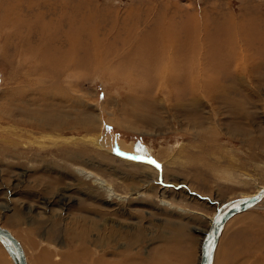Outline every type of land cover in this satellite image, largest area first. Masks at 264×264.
Wrapping results in <instances>:
<instances>
[{
	"label": "rangeland",
	"instance_id": "obj_1",
	"mask_svg": "<svg viewBox=\"0 0 264 264\" xmlns=\"http://www.w3.org/2000/svg\"><path fill=\"white\" fill-rule=\"evenodd\" d=\"M142 38L155 59L136 54ZM53 41L74 47L59 66L43 60ZM263 186L264 0H0V226L30 264L41 249L94 264L72 254L94 250L83 205L144 226L134 249L144 256L183 223L178 246L198 264L215 209ZM215 248L213 264H264V197L228 220Z\"/></svg>",
	"mask_w": 264,
	"mask_h": 264
},
{
	"label": "bare ground",
	"instance_id": "obj_2",
	"mask_svg": "<svg viewBox=\"0 0 264 264\" xmlns=\"http://www.w3.org/2000/svg\"><path fill=\"white\" fill-rule=\"evenodd\" d=\"M37 6V5H36ZM76 8V7H75ZM74 9V8H73ZM65 12V11H64ZM72 12V11H71ZM77 12V11H76ZM66 14V13H65ZM68 14V13H67ZM66 14V15H67ZM80 14V13H79ZM68 16V15H67ZM66 16V17H67ZM65 17V16H64ZM40 18V17H39ZM35 19V17H34ZM37 19V17H36ZM50 19V18H49ZM38 20V19H37ZM41 20V19H40ZM63 20V19H62ZM26 21V20H25ZM24 23H27L25 22ZM50 21V20H49ZM48 21V22H49ZM68 21V20H67ZM73 21V20H72ZM87 21V20H86ZM35 22V21H34ZM39 22V21H38ZM47 23V25H49V23ZM85 22V19L83 21L80 22V25L83 24ZM23 23V24H24ZM36 23V22H35ZM54 23V22H53ZM63 23L65 24L66 22L63 21ZM29 24V23H27ZM52 24V23H51ZM50 24V25H51ZM69 24V23H68ZM78 24V23H77ZM18 25V24H17ZM22 25V23H21ZM57 25V24H56ZM71 25V24H70ZM69 25V26H70ZM76 25V24H75ZM85 25V24H84ZM88 25V23L86 24ZM24 26V25H23ZM26 26V24H25ZM32 26V25H31ZM66 26V25H65ZM72 27V26H70ZM60 28V27H59ZM76 28V27H74ZM87 28V27H86ZM90 28V27H89ZM78 29V28H76ZM93 29V27H92ZM131 29V28H130ZM28 30V29H27ZM58 29L56 28V31ZM74 30V29H72ZM86 30V29H85ZM239 30V29H238ZM37 31V30H36ZM54 31V30H53ZM233 31V30H232ZM235 31V29H234ZM242 31V30H241ZM58 32V31H57ZM68 32H70V30H68ZM67 32V33H68ZM78 32V30H77ZM88 32V31H87ZM236 32V31H235ZM20 32H18L19 34ZM23 33V32H22ZM48 33V32H47ZM52 33V32H51ZM60 33V31H59ZM75 33V31L73 32ZM79 33V32H78ZM86 33V32H85ZM128 33V32H127ZM225 33V32H224ZM229 34V32H227ZM56 34V33H55ZM50 34L51 38L54 39V37H56L55 39H60V35L59 34ZM72 34V33H71ZM82 34V33H81ZM130 34V33H129ZM16 35V34H15ZM40 35V34H39ZM74 35V34H73ZM78 35V34H77ZM91 36V33L89 34ZM116 35V34H115ZM126 35V34H125ZM16 36H20L19 35H16ZM26 36V35H25ZM48 36V35H47ZM67 36V34H66ZM65 36V37H66ZM79 36V35H78ZM77 36V37H78ZM96 36V35H95ZM237 36V35H236ZM250 36V35H249ZM24 37V36H23ZM74 37V36H73ZM72 37V39H73ZM76 37V38H77ZM81 37V36H80ZM83 37V35H82ZM81 37V38H82ZM85 37V36H84ZM120 37V36H119ZM125 37V36H124ZM123 37V38H124ZM228 37V35H227ZM71 38V36H70ZM87 38V37H86ZM85 38V39H86ZM94 38V37H92ZM96 38V37H95ZM128 38V37H126ZM25 39V38H24ZM79 39V38H78ZM138 39V38H137ZM45 40V38L43 39ZM67 40V39H65ZM64 40V41H65ZM92 40V39H91ZM97 40V39H95ZM120 40V39H119ZM70 41V40H69ZM93 41V40H92ZM91 41V43H92ZM116 41V40H115ZM125 41V40H124ZM135 41V40H134ZM63 42V41H62ZM74 42V40L72 41V43ZM101 42V41H100ZM123 42V41H122ZM136 42V46L137 48L139 49L140 48V52H136L137 53H140V57L141 59H144V60H148V61H151L150 58H152L155 54L154 53H150L149 52H145V48L143 46V38L142 39H139ZM232 42V40L230 41ZM116 43V42H115ZM74 44V43H73ZM121 44V43H120ZM49 45V44H48ZM65 45V44H64ZM66 46V45H65ZM68 46V45H67ZM161 46V45H160ZM64 49V46L63 44L60 45L59 44H56L54 41H53V45L50 47L51 49V53L47 56H44L43 57V60H45L46 63H49V62H52V63H55L57 64V66H59L61 60H66L67 59V55H71L73 54V51H74V47L73 45H69L68 47H65L66 49ZM86 47V46H85ZM97 47V46H96ZM104 48V47H103ZM91 49V48H90ZM99 49V48H98ZM219 49V51H218ZM217 49L218 52H221L222 50V45L219 46ZM101 50V48H100ZM148 50V49H147ZM128 51V50H127ZM26 52V50H25ZM38 52V51H37ZM101 52V51H100ZM116 52V50H115ZM151 52V51H150ZM188 52V51H187ZM95 53V52H94ZM117 53V52H116ZM119 53V52H118ZM126 53V52H125ZM128 53V52H127ZM133 53V52H132ZM186 54V53H185ZM97 55V54H96ZM104 55V54H103ZM107 55V53H106ZM120 55V54H119ZM89 56V55H88ZM98 56V55H97ZM96 56V57H97ZM122 56V55H121ZM125 56V55H124ZM135 56V55H134ZM133 56V58H134ZM137 56V55H136ZM174 56V55H173ZM172 56V57H173ZM36 57V56H35ZM70 57V56H69ZM120 57V56H119ZM156 57V56H155ZM155 57H153L155 59ZM169 57V56H168ZM129 58L128 57H124V59L121 60V62L119 61L117 64H116V69H122V66L124 62H127L125 60H127ZM138 58V56L136 57ZM91 59V58H90ZM116 59V58H115ZM154 59H152L154 61ZM76 60V59H75ZM140 60V59H139ZM169 60V59H168ZM176 60V59H175ZM70 61V59H69ZM138 61V60H137ZM173 61V59H172ZM91 62V61H90ZM99 62V61H98ZM157 61H155L156 63ZM176 62V61H175ZM129 63V62H127ZM138 63L140 62H137L134 63L136 64L137 66L139 65ZM173 63V62H172ZM132 64V62H131ZM146 64V63H145ZM151 65V63H150ZM153 65V64H152ZM170 65V64H169ZM176 65V64H175ZM73 66V64H72ZM127 66V65H126ZM142 66V64H141ZM145 66V65H143ZM147 66H148V63H147ZM147 66H145L144 68L145 69H152L151 68H148ZM65 67V65H64ZM74 67V66H73ZM139 67V66H138ZM69 68V67H68ZM114 68V67H113ZM143 67L139 68V69H142ZM159 68V67H158ZM160 68H161V65H160ZM115 69V71H116ZM124 69V68H123ZM127 69H134L132 66L131 67H127ZM170 69V68H169ZM175 69V68H174ZM161 70V69H160ZM141 71V70H140ZM172 71H174L172 69ZM171 71V72H172ZM133 72V71H132ZM138 72V71H137ZM145 72V71H144ZM151 72V71H150ZM155 72V71H154ZM128 73L130 74V72L128 71ZM142 73V72H141ZM173 73V72H172ZM127 72L125 73V76H126ZM136 74V73H135ZM146 74V73H144ZM143 74V75H144ZM171 74V73H170ZM203 74V72H202ZM150 75V74H149ZM156 75V74H155ZM172 75V74H171ZM174 75V74H173ZM118 76V75H117ZM131 76V75H129ZM128 76V77H129ZM139 76V75H138ZM161 76V75H160ZM76 140H72V141H69L70 143H74ZM90 142H92L93 144H96L98 146H100V144L95 140H89ZM88 141V142H89ZM25 147V146H24ZM81 151H86L87 149L86 148H83L81 146L78 147ZM124 149H127L129 150V148H124ZM65 150V149H64ZM63 152V151H61ZM80 173H83L86 178L88 177V175H91V171L89 170H84V169H80L79 170ZM92 178V181L93 182H96L98 185L104 187L105 188L107 187L108 189L110 188L111 189V186L110 185H107L104 183L103 179L100 178V177H94L93 175L90 177V179ZM94 178V179H93ZM264 187V186H263ZM262 188V187H259L258 190ZM257 190V191H258ZM257 191H255L254 193H256ZM253 193V194H254ZM252 195V194H251ZM108 198H111V199H121L122 198V195H119V194H114L112 193L111 191L108 193ZM250 196V195H248ZM126 197V196H125ZM124 198V196H123ZM263 199V198H262ZM261 199V200H262ZM163 201H165L164 199H161ZM260 200V201H261ZM259 201V202H260ZM258 202V203H259ZM258 203H256L253 207H255ZM83 205V204H82ZM81 205V206H82ZM251 207V208H253ZM249 208V209H251ZM79 209L83 210L85 215L82 217L81 219V224H80V234L82 236L85 237V241H88V239H90V243L94 246V250L92 251V255L91 253L89 254V252L86 250V247H78L77 250L75 252H73L72 254H74L77 258L79 257L80 253L82 254L83 253V250H85V259L89 258V255H90V261H92L94 264H189V258H190V255H191V251L188 250V248H184L182 246H180L179 248V244H180V241H184L186 238L185 236V233H183L182 231V224L183 223H179V224H175V226L173 227L172 231H173V234L170 236L171 238H167L165 239V242H164V245L163 246H156L155 248L152 249V252H149L150 255L148 256H144L142 254L139 253V250L140 248L134 250L137 246L140 247V244H142L143 242H145V237H144V234L142 233V230L145 231V227L142 226L141 229H140V224L139 222L137 223H134L135 227H131L129 229H124L122 228V224L124 223H119L118 221H115L118 220L116 217H120V214L119 213H116V211H109V210H106V209H101L100 207L98 206H85L83 205L82 207H79ZM247 209V210H249ZM246 211V210H245ZM244 212V211H242ZM89 213H91L92 215L89 216ZM241 213V212H240ZM239 214V213H238ZM214 215V214H213ZM237 215V214H236ZM95 216H97V219L95 218ZM235 216V215H234ZM232 216V217H234ZM231 217V218H232ZM213 218V216H212ZM212 218L210 219V223H209V226L208 228L210 227L211 225V221H212ZM119 219H122V218H119ZM19 219H12L11 222L12 224H14V222L18 221ZM229 220V219H228ZM228 220L224 223L223 227H222V230L225 226V224L228 222ZM19 225V224H18ZM2 227V226H1ZM5 228V227H4ZM208 228L206 229V231L208 230ZM7 229V228H6ZM221 230V232H222ZM205 231V232H206ZM11 232V231H10ZM204 232V233H205ZM221 232L219 234V237L221 235ZM204 233H203V236H204ZM14 237H16L13 232L11 233ZM94 235L95 237L93 239H91V236ZM147 236V235H146ZM218 237V239H219ZM25 238L26 240H28V242L30 244H32V246H36L37 243L35 240H33L32 238L29 237L28 233H26L25 235ZM53 238H56V235L53 236ZM149 238V236H147V239ZM169 239V240H168ZM203 239V237H202ZM217 239V241H218ZM168 240V241H167ZM19 241V240H18ZM20 242V241H19ZM0 243H1V240H0ZM201 243H202V240L200 242V256H199V259H198V264L200 263V258H201ZM2 244V243H1ZM217 244V242H216ZM4 246V248L6 249V252H8L9 254V257H10V260H11V264H15L14 263V260L12 258V256L10 255L8 249L5 247L4 244H2ZM20 245L22 247V250L24 252V256H25V259H26V262L27 264H30L29 261H28V256L26 254V249L24 247V245L20 242ZM182 245H183V242H182ZM216 247V246H215ZM191 248V247H190ZM189 248V249H190ZM43 249H41L39 251V254L34 257V259L37 261L39 260V264H62V263H59V260L57 258V260H54L52 256H45V253L42 252ZM183 250V251H181ZM215 251H216V248L214 249V253H213V257H212V264H213V260H214V256H215ZM80 252V253H79ZM40 255H43L40 257ZM70 256V255H69ZM8 258V257H7ZM1 264H8V262H6V260H4Z\"/></svg>",
	"mask_w": 264,
	"mask_h": 264
},
{
	"label": "water",
	"instance_id": "obj_3",
	"mask_svg": "<svg viewBox=\"0 0 264 264\" xmlns=\"http://www.w3.org/2000/svg\"><path fill=\"white\" fill-rule=\"evenodd\" d=\"M264 197V187L256 193L230 199L221 203L214 212L211 225L204 233L201 243V258L199 264H212V257L217 239L224 223L232 216L253 207ZM0 240L8 249L15 264H27L20 242L11 232L0 226Z\"/></svg>",
	"mask_w": 264,
	"mask_h": 264
}]
</instances>
